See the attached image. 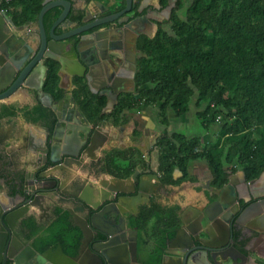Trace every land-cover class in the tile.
I'll return each instance as SVG.
<instances>
[{
    "label": "trees",
    "instance_id": "1",
    "mask_svg": "<svg viewBox=\"0 0 264 264\" xmlns=\"http://www.w3.org/2000/svg\"><path fill=\"white\" fill-rule=\"evenodd\" d=\"M43 2L1 0V6L21 26L37 20ZM168 2L161 0L163 7ZM115 4L110 13L125 8L126 0H115ZM139 6L140 0H134L135 15L146 12H139ZM61 12L62 8L56 7L46 13L47 31ZM82 17L74 11L70 14L73 20ZM158 25L154 37L142 34L138 39L134 91L120 94L108 115L103 113L107 97L92 92L87 81L77 77L73 97L80 109L90 122L112 118L122 124L129 120L128 111L158 107L159 122L165 126L157 142L158 171L164 185L192 180L190 165L195 161L208 166L214 188L224 187L229 170H243L248 181L259 178L264 172V0H177L169 19ZM45 64L48 71L43 90L59 101L64 97L61 65L54 59H47ZM191 110L204 134L168 132L170 112L180 118ZM17 112L15 105L0 107V117ZM26 114L36 121L46 120L50 130L57 123L55 113L41 104ZM213 125L218 129L213 130ZM101 163L102 171L127 178L145 160L139 148L128 147L111 149ZM179 209V205L152 202L135 220L141 251L146 238L155 241L147 254V261L152 260L149 263L161 261L167 240L181 226ZM32 229L30 235H36L35 224ZM46 232L49 238L35 241L39 251L60 244L65 253L77 255L83 234L68 212L60 211Z\"/></svg>",
    "mask_w": 264,
    "mask_h": 264
},
{
    "label": "water",
    "instance_id": "2",
    "mask_svg": "<svg viewBox=\"0 0 264 264\" xmlns=\"http://www.w3.org/2000/svg\"><path fill=\"white\" fill-rule=\"evenodd\" d=\"M133 3L134 0H126V6L122 10L98 17H95L97 15L93 14V10L89 6L82 13L85 23L77 27H70L72 24L70 14L75 8L73 0H44L37 18L35 46L16 35L11 27L17 28V26L13 19L6 12H3L0 15V101L8 100L21 89L33 86L44 94L40 96V101L55 112L58 120L56 126L59 129L55 130L54 135L60 134L61 123L64 119L70 120V117H66V111L63 110L65 101L60 99L58 102H53L51 95L44 93L45 80L40 83L33 80L34 74L42 71L45 78L48 68L44 62L47 59H54L61 65L59 72L68 71L72 75L85 77L91 90L95 93L97 91L94 88L98 87L99 84L95 81V77L100 75L102 84L100 87L103 88L100 95L107 97V107L117 103L120 93L127 92V90L121 78L122 74H117L116 71L118 69V65L116 66L118 55L110 52L111 49H118L121 45L114 41L113 31L116 29L111 28V26L107 27V25L116 21L122 23L125 18L124 15L132 11ZM169 3L172 5V0H169ZM95 4L100 5L99 8L105 12L106 7L102 3ZM56 7H61L62 12L50 30L47 31L44 23L45 15ZM96 10L99 11L98 8ZM168 11L171 12L170 7H168ZM129 24L126 23V28H118L116 33L121 36L122 33L128 32ZM68 27L70 28L68 29ZM60 28H63L64 31L59 32ZM112 56H114L113 63L109 62ZM131 58L132 73L130 76L133 91L135 89L136 57L133 55ZM101 75H104L103 79ZM118 82H121V86ZM84 119L86 125L83 127L70 125L72 137L78 143L75 147L66 145L61 149L59 143H52L51 148L42 147L39 149V162L35 165L37 171H41L49 164L54 166L51 170L47 169V171L38 174L37 178H34L33 170L26 168L22 180V189L19 187L15 189L17 185L15 180L13 184H8L11 188L8 191L10 203L5 204L0 201V235L2 237L0 239V258L2 253L7 255L8 252V256L4 257V261L1 258L0 264H6L8 259H12L14 264H18L17 258L15 259L14 256L15 249L10 244L12 236L18 226L31 216L32 207L40 206L41 211L47 212L49 208L44 207L43 202L47 197L53 198L54 195L57 197L55 205L67 210L71 215L73 224L78 226L83 233L78 254L76 256L68 255L60 244L56 249L50 247L46 252L39 253L31 240H24L23 242L28 244L23 252V255L25 253L27 255L24 258L28 257V260L37 255V264H119L117 259L108 253V247L115 245L118 252L121 246L124 248L122 256L125 261H121L120 264H142L138 260L137 252L138 232L137 230H129L128 234L125 232L126 223L123 216H120V212L126 214L131 209L138 211L139 205L149 202L151 194L160 188L161 184L152 183V180L160 181L159 175L150 174V170H148V173L141 176L143 169L140 168L126 179L112 177L103 181L88 182L80 176L74 182L71 191L65 190L63 181L59 182V180L49 178V175L55 171L66 174L72 173L69 168L74 164L79 166V169L83 168L87 160H98L100 158L98 152L108 149L104 144L109 138L105 128L98 125L93 130L87 119L85 117ZM80 129L82 136L79 135ZM46 130L49 132L48 128ZM2 143V139H0V144L2 145ZM49 152L51 153L48 157ZM156 164V162L152 164L151 170L154 172L158 171ZM241 176L245 185L244 192L236 184V176H230L224 188L218 190L219 200L213 203L216 207H220V203L224 205V196L228 197L230 203L234 204L232 209H229L230 215L232 211H238V201L242 199L244 194L253 195L248 192L247 183H253L254 180L246 181L244 171L241 172ZM263 176L264 172L258 179ZM50 183H53V186H49ZM251 189L253 188L251 187ZM49 191L52 193L50 194ZM117 196L119 197L116 202ZM260 202L264 203V199H261ZM253 205L246 208L247 215ZM100 206L102 210L99 211ZM224 207L228 206L224 205ZM210 208L211 206H208L203 212L197 210L198 217L193 224H189L185 217L186 212L182 214L183 223L174 238L168 240V248L164 250V256L158 264H223L226 261L220 250L224 249L227 241L225 237L229 238L230 236L229 229L226 224L225 234L222 235L225 236L224 241L215 236L212 226L213 220L209 213ZM93 210L99 212H93ZM110 213L116 214L117 219L110 220L108 217ZM93 229L103 231L108 239L94 243ZM21 234L24 235V232L21 231ZM116 235L117 238H114ZM128 235H132V237ZM231 250L232 259L236 260L239 257L245 261L246 257L239 250L235 247ZM115 260L116 262H114Z\"/></svg>",
    "mask_w": 264,
    "mask_h": 264
},
{
    "label": "crops",
    "instance_id": "3",
    "mask_svg": "<svg viewBox=\"0 0 264 264\" xmlns=\"http://www.w3.org/2000/svg\"><path fill=\"white\" fill-rule=\"evenodd\" d=\"M176 1L177 0H172V5L168 2V5L166 7H163L161 0H140V6H139L138 11L142 12L146 10V12L140 15H135L133 12H131L127 15L128 16L127 21H131L129 24L128 32H125L127 34L126 39H124L126 40L125 51L128 52V54L130 55L132 54L131 48L133 44L137 46V40H138L137 36L138 35L140 36L143 34L150 38L154 37V35L156 34L158 30V26H159L158 23L169 19L171 12L168 11V7H170L172 11L174 6L176 5ZM186 1H190V0H186ZM98 2L102 3L106 7L105 12L102 11V8H99L100 5L95 4ZM115 5H116L115 0H109V2H102L100 0H73V6H75L73 11L75 15L77 16V15L82 14L90 6L93 10L94 15L103 16V15L108 14L109 10L112 9ZM96 8H98L99 10L98 12ZM8 15L11 17L10 14ZM70 19L72 21V24L70 27H77L84 23L83 19H80V20H73L72 18ZM124 21H125L124 24H126V20ZM154 25L156 26L155 29L153 27ZM16 26L17 28H13L10 25V27L14 30L16 35L18 37H22L26 39L29 44H31L32 46H35L37 20L28 22L21 26H18V25ZM111 26L116 27V23L114 22L111 23ZM70 27H68V29ZM62 31H64V29L60 28L59 32H62ZM113 35L118 37V34L117 35L113 34ZM132 35H135L134 36L135 38L131 40V38H133ZM115 52L118 53V55L121 58V62H122V65L118 67L119 71H125L124 64L125 63L127 64V61H132V58L127 56L125 53H123L122 50L120 51L117 50ZM45 63L46 62H44V65H46ZM59 75H60V87L64 91V97L62 98L65 101L63 105V110L66 111V117L67 118L70 117V120L64 119V121L60 125L61 126L59 130L60 134L56 136L54 135V131L56 127L57 129H59L58 126H56L57 123L54 129L50 130L46 120L40 119L36 121L33 119V117L31 118V116H28L26 114L32 108L40 104L44 107L49 108L48 106L44 105L39 99L40 96L44 95L43 92L36 90L32 86V87L21 89L19 92H17L15 95H13L8 100L0 101V107L3 104H7V105H15L18 109V112L16 115H13V116L5 115V116L0 117V139H2V142H3L2 145L0 144L1 145L0 147H2L0 149V153H2V155L0 154L2 158V183L0 184L1 185L0 199L5 204L10 203L9 202L10 197L8 196V191H10L11 188L8 184L11 185V183H13V181L15 180V175H16L15 171L17 170L13 168L14 166L20 168L21 172H23L26 168L28 170L39 172L36 169L37 166H35L36 163L39 162V155H40L39 149L42 147L51 148L52 143L53 144L59 143L61 149H63V147H65L66 145L75 147L76 144L78 143H76V140L74 139V137H72V133L70 131V125H76L78 127H83L84 125H86L85 119H84V117L86 118V116L80 109L78 103L75 101L73 97V92L76 88L75 79L77 77L84 78L85 81H87V79L85 77L72 75L68 71L59 72ZM95 78H96L95 81L99 84H98V87H95L94 89H96L97 91L96 93L100 94V91L103 90V88L100 87L102 85L100 75H98V77L96 76ZM101 78L103 79L104 75H101ZM45 79L46 77L44 78L43 71L38 74H34V77H33V80L37 83H40L42 80H45ZM52 101L58 102L54 100L53 97H52ZM115 105L116 103L108 107L106 105V107L103 110V113H106L109 115V113L112 112ZM128 112H131V111H128ZM87 121L89 122L90 127H92L93 130L98 125H101L105 128V130L108 132L109 138L106 140L104 144H105V147H108V149L98 152L99 153L98 155L100 157L98 160H91V159L87 160L83 168L79 169V166L74 164L73 166L69 168L72 173H67V174L63 172L57 173L58 176L60 175L61 177L60 180L63 181L66 191H71L74 185V182L77 181L78 178H80V176L84 178L85 180H88V182H95V181H100V179H103L105 174L98 173L96 170L98 167H96V165L101 163V160L103 159L104 155L111 149H115V148L124 149L128 147H137L143 153L144 160H145V163L140 164L138 168H142L144 171V169L152 165L153 162L157 163L156 164L157 167L159 166V148L157 147V142L159 138L163 136V130L165 126H161V129L159 132L157 131L159 127L157 128L156 126H153L152 127L153 129H152L151 127H149V125L147 127L145 126L147 123L144 124L143 128H141L140 126L136 128V125L134 124L133 120H128L126 123H122V124H116L112 118H107L106 120H103L102 122H99V123L90 122L88 119ZM146 122H149L148 119H146ZM46 128L49 129V132H47ZM152 130H154L155 134L152 132ZM136 131L139 132L138 135L135 134ZM47 134H49V136H47ZM79 135L82 136L81 129L79 130ZM208 135L210 139L212 135L211 134H208ZM50 153L51 152L47 154L48 157L50 156ZM27 162H28V165H27ZM12 165L14 166L12 167ZM204 168H206L207 170L206 172H208L209 174L207 178L205 177L206 173H203V171H205ZM146 172L148 171L145 170V173ZM190 174L192 175V178L196 179V180L194 179L195 182L193 183V188L198 187L201 189V192L195 193L196 200H192V202H190L188 206H185L183 203L177 204V205L180 204L181 209H182V212H179L181 216L180 217L181 223H183L182 214L184 212H186L185 217L187 218V220H191L197 214V210L203 212L208 206H211V209L215 210V205L213 203L219 200L218 190L211 186L212 173L209 170L208 166L205 165V163L201 161H195L191 163ZM234 176H238L239 179L240 178L242 179L241 171H238V174L236 175L234 174ZM238 178H236V180ZM152 182H155V181L152 180ZM186 183L188 182L185 181L181 183L180 185H183ZM238 183L241 184L242 181L238 180ZM180 185H176V187ZM169 186H172L173 188L175 187L174 185H169ZM149 187H152V186H149ZM251 187L254 189V191L253 189H251V193L253 195L250 196L248 194H244L241 200L245 199V201L250 202L258 198H264V192H263L264 191V176L261 179H258L256 183L249 184L248 190H250ZM190 192H194V191L191 190ZM155 193H158V191ZM152 196L156 197V194ZM56 200H57V197L55 195L52 198V200H51V197L50 199L46 198L45 203L52 206V210L48 214H46V212L44 213L43 211L39 210V208H33V207L31 208L30 210L31 216L29 218H31L32 221L33 219L35 220L34 224L36 226L38 234L43 231H46L49 228V226L56 220L58 213L60 211H64L58 208V206L56 208V206L54 205V202ZM256 201L257 202L254 203V205H257V203L258 204L261 203L260 202L261 199L256 200ZM260 206L261 208L258 209L257 207V209L254 212H252L248 218L249 219H254V218L262 219L264 223V205L261 204ZM193 220H195V218ZM256 228L257 230H260L262 232L260 236L258 235V237L255 238L254 247H256L255 249L257 251L255 253L253 252L254 254H252V258L249 262L246 260V261H243L244 262L243 264H261L262 261H264V254H263L264 253L263 252L264 250V230L261 229V228H264V225L258 224L256 225ZM215 230L216 229H214L215 236L217 238H222L223 237L222 230L221 229L216 230V231ZM146 240L148 242L144 245L145 248L148 245V247H151L152 249L153 246L155 245L154 244L155 241L149 238H146ZM145 254H146V251L143 253L144 258L146 259L147 256Z\"/></svg>",
    "mask_w": 264,
    "mask_h": 264
},
{
    "label": "flooded vegetation",
    "instance_id": "4",
    "mask_svg": "<svg viewBox=\"0 0 264 264\" xmlns=\"http://www.w3.org/2000/svg\"><path fill=\"white\" fill-rule=\"evenodd\" d=\"M132 12V11H131ZM131 12H129V13H131ZM112 13H116V12H109L108 14H112ZM129 13H127V14H125L124 15V19L123 20H126V23H130L131 21H127V15L129 14ZM94 14V13H93ZM108 14H106V15H108ZM98 16H100V15H97V16H95V17H98ZM84 18V15H83V17H82V19ZM122 20V21H123ZM84 21V20H83ZM85 23V22H84ZM83 23V24H84ZM114 23H116V27H112L111 26V24H108L107 25V27L108 26H111V28H114V29H120L122 26H123V24L125 23L124 21L122 22V23H118L117 21L116 22H114ZM121 24V25H120ZM106 26V25H105ZM124 26H126V24L124 25ZM116 30H114L113 31V34H115V35H117L118 34V37H116V36H114L113 35V37H115V40L114 41H116L117 43H119L120 45H121V47H118V49H111V53H116L115 51H120V50H122V52L123 53H125L127 56H129V57H132L134 54H135V57H136V65H137V57H138V46H136V45H132V51H131V55L130 54H128V52H126L125 51V49H126V44H125V42H126V40H124V39H126V33L124 32V33H122L121 34V36H120V34L119 33H116L115 31ZM91 32V31H90ZM115 32V33H114ZM135 35H132V37L133 38H131V40L132 39H134L135 37H134ZM139 36V35H138ZM137 36V38L139 39V37ZM117 39H120V40H117ZM137 40V39H136ZM136 42V41H135ZM137 44H138V40H137ZM133 52H134V54H133ZM117 55H118V53H116ZM114 56H112V58H110L109 59V62H114V58H113ZM116 61H117V63H116V66H117V68L120 66V65H122V62H121V58H120V56L118 55V59H116ZM118 62H119V64H118ZM131 64H132V61H127V64L125 63L124 64V66H125V71H119V69H117L116 71H117V74L120 72L122 75H121V78L124 80V87L126 88V90H127V92H132V83H131V76H130V74L132 73V67H131ZM119 71V72H118ZM121 86V85H120ZM134 91V90H133ZM127 92H122V93H127ZM122 93H120V94H122ZM54 112V111H53ZM55 113V112H54ZM57 128V127H56ZM55 130H58V129H55ZM55 132V131H54ZM1 146V145H0ZM2 147H0V149H1ZM107 149V148H106ZM106 149H104V150H106ZM103 150V151H104ZM1 155H2V153H0ZM1 155H0V184L2 183V158H1ZM63 156H65V155H63ZM102 163H99L98 165H101ZM14 165H12V167H13ZM50 166V164L49 165H47L46 167H44L41 171H39V172H36V171H32V172H34V178H37V175L38 174H40L41 172H43V171H47V168ZM51 167H54V166H51ZM13 168H15L17 171H15V173H16V175H15V180H16V182H17V185L15 186V189L16 188H20V189H22V187H23V179H24V174H25V170L23 171V172H21L20 171V168H18V167H13ZM158 168H159V166H158ZM137 169H140V168H136L135 169V171L137 170ZM148 169L150 170V172L148 171ZM152 169V165H150L148 168H146V169H144V171H142L141 172V176H144L145 175V170H147L150 174L151 173H154V174H157V175H159V171H157V172H154L153 170H151ZM101 170V169H100ZM134 171V172H135ZM238 171H241V172H243V170H237L236 172H234V173H232L230 170H229V177L230 176H233L234 174L236 175V174H238ZM60 171H55V172H53L52 174H50L49 175V178L50 179H56V180H59V182H61V177H60V175L58 176L57 175V173H59ZM148 172H146V173H148ZM133 174V173H132ZM131 174V175H132ZM110 176V177H108V176ZM130 175V176H131ZM129 176V177H130ZM106 177H108V178H106ZM112 177H115V176H112V175H110V174H108V173H105V176H104V178L103 179H100V181H103V180H105V179H110V178H112ZM236 177H238V176H236ZM128 178V177H127ZM145 178V177H144ZM124 179H126V178H124ZM238 180H241V179H237V181ZM258 180V178L257 179H255L254 181L253 180H250V181H253V183H256V181ZM155 181V180H154ZM243 181V180H242ZM246 181H248L247 180V178H246ZM152 183H154V182H152ZM228 183V182H227ZM226 183V184H227ZM253 183H247L248 185H247V187L249 186V184H253ZM11 184H13V183H11ZM155 184V183H154ZM161 184V185H160ZM225 184V185H226ZM243 185L242 186H240V188L242 189V191L244 192L245 191V189H244V187H245V185H244V181H243V183H242ZM155 185H160L159 187V189L157 190L158 192H159V190H161L162 189V187H165V185L161 182V181H159L158 182V184H155ZM224 185V186H225ZM29 186H31V185H29ZM49 186H53V183H50L49 184ZM224 187H222L221 189H223ZM217 190H221V189H218V188H216ZM52 190V189H51ZM50 192V194L52 193V191H49ZM249 193L251 192V190H249L248 191ZM154 194H156V193H152L151 194V196H150V201L149 202H147V203H144L143 205H139V210L138 211H135V210H133V209H131V210H129L128 211V213H126V214H123V213H121L120 212V216H123V218L125 219V223H126V230H125V232L128 234V231L130 230V231H134V230H137V232L139 233V230H138V227L136 226V225H134V222H135V220L137 219V217L140 215V213H141V210H142V208L144 207V206H149V205H151V203L152 202H156L155 201V196H152V195H154ZM118 197L119 196H117V198L115 199V201L117 202V199H118ZM47 199H50V198H48L47 197ZM260 199H264V198H258V199H255L254 201H250V202H247V201H245V199L244 200H239L238 201V206H239V209H238V211L236 212V211H232L231 212V215L229 216L230 218H228V221H227V226H228V232H229V234H230V236H229V238H226L225 236V239L227 240L226 242H225V245H224V249H221L220 251L222 252V254H223V256L226 258V261L225 262H223V264H243L244 262H243V260L241 259V258H239L238 256V258H236V260L235 259H232V250H231V248H233V247H235L237 250H239L246 258H245V261L247 260L248 262L251 260V258H252V254H254L257 250L255 249L256 247H254L255 245H254V243H255V238H257L258 237V235L260 236V234L262 233L260 230H257V228H256V225H258V224H263L264 225V223H263V221H262V219H256V218H254V219H249L248 217V215H247V212H245V210H246V208H248L250 205H253L254 203H256L257 201L256 200H260ZM46 200V199H45ZM51 200H52V198H51ZM46 201H44L43 202V204H44V207H46V208H49L48 209V211L46 212V214H48L51 210H52V206L51 205H49V204H46L45 203ZM212 202H214V201H212ZM158 203V202H157ZM56 203L54 202V205H55ZM233 204V203H232ZM39 205V204H38ZM177 205V204H176ZM234 205V204H233ZM232 205V206H233ZM56 206V208H57V206L58 205H55ZM173 206H175V205H173ZM33 208H40V206H36V207H33ZM58 208H60V209H62V210H64V211H61V213H64V212H68L67 210H65L64 208H61L60 206H58ZM127 208V207H126ZM100 209H101V206L99 207V211H100ZM232 209V208H231ZM230 209V210H231ZM40 210V209H39ZM98 210H93V212H97ZM102 210V209H101ZM229 210V211H230ZM98 211V212H99ZM92 212V213H93ZM31 213V212H30ZM45 213V212H44ZM60 213V212H59ZM69 213V212H68ZM180 214V213H179ZM69 215H70V213H69ZM30 217V216H29ZM28 217V218H29ZM57 217H58V215H57ZM109 219L110 220H116L117 219V215L116 214H113V213H110L109 214ZM181 217V216H180ZM70 218H71V215H70ZM260 218V217H259ZM30 220H31V218H30ZM71 221H72V218H71ZM33 222L35 223V220L33 219ZM73 223V222H72ZM182 225V224H181ZM76 226V225H75ZM212 226H213V230L214 229H216V230H219V229H221L222 230V235L223 234H225V227L223 226V225H221V224H218V223H212ZM78 227V226H77ZM181 227V226H180ZM179 227V228H180ZM20 229H21V231H23L24 232V235H22L21 234V231H20ZM262 230H264V228H261ZM31 229L30 228H28L26 225H25V222H22V224L21 225H19L18 226V228H17V230H16V232H15V234L12 236V240H11V243L10 244H12V246H13V248L15 249V254H14V256H15V259L17 260V262H18V264H37V255H34V256H32V257H30V259H28L27 260V258H24V256L26 257L27 255H26V253H25V255H23V252L25 251V249L27 248V246H28V244L27 243H24L23 241L25 240V241H27V240H31L32 241V244H33V246H34V248L37 250V252H39V253H44V252H46V250L47 249H49L50 247H53L54 249H56V247L59 245H52V246H50V247H48L47 249H45L44 251H39L37 248H36V239L38 238V233L36 234V235H30V234H32L31 233V231H30ZM81 230V229H80ZM215 230V231H216ZM93 231H94V243L95 242H100V241H106L107 239H108V236L103 232V231H100V230H98V229H93ZM178 231V230H177ZM138 233H137V239H138V247H137V252H138V260H139V262L140 263H142V264H150L148 261H147V259H145L144 258V256H143V253L145 252V248L143 249V251H141V247H140V244H139V236H138ZM177 233V232H176ZM83 234V233H82ZM176 235V234H175ZM174 235V236H175ZM129 236V235H128ZM129 237H132V235H130ZM224 237H222L221 238V240H225L224 239ZM174 237H172V238H170V239H173ZM0 239H2V237H1V235H0ZM82 239H83V236H82ZM82 239H81V242H82ZM170 239H168V240H170ZM168 240H167V243H166V247L164 248V250L166 249V248H168L167 246H168ZM81 242H80V244H81ZM10 247V246H9ZM8 247V248H9ZM117 246H115V249H114V251L112 252V256L114 257V258H116L117 259V263H119L120 264V262L121 261H125V258L122 256L123 254H124V248L121 246V249H120V251L118 252V251H116V248ZM145 247V246H144ZM79 248H80V245H79ZM171 249H174V248H171ZM78 251H79V249H78ZM254 252V253H253ZM263 252H264V250H263ZM130 253V252H129ZM128 253V256L130 257V254ZM78 254V253H77ZM264 254V253H263ZM23 255V256H22ZM68 255H70V254H68ZM146 256H147V252H146V254H145ZM5 256H8V252H7V255L5 254V253H2V256H1V258H2V261H4V257ZM71 256H76V255H71ZM164 256V252H163V255L161 256V258ZM0 258V259H1ZM131 258V257H130ZM131 261V260H130ZM114 262H116V260L114 261ZM1 263V262H0ZM6 264H14V261L12 260V259H8V261H7V263Z\"/></svg>",
    "mask_w": 264,
    "mask_h": 264
},
{
    "label": "rangeland",
    "instance_id": "5",
    "mask_svg": "<svg viewBox=\"0 0 264 264\" xmlns=\"http://www.w3.org/2000/svg\"><path fill=\"white\" fill-rule=\"evenodd\" d=\"M124 25L125 24H123V26L121 28L126 27ZM153 27H154V29L156 28L155 25ZM158 111H159L158 107H146V108L140 109L137 112H135V111L128 112V116H129V120L134 121L136 128H138V126L143 128L144 124L147 123L145 125L146 127L148 125L151 128L153 126H156L157 128L159 127L157 129V131L160 132L161 126H163V125L159 122L160 116H159ZM172 115H173V113L170 112L171 123L168 127V132L179 131V132H184V133L189 134V135L204 134V133H202L203 129H202L201 123L197 119L195 112H193L192 110L188 114H186L185 116H181L180 118H175ZM146 119H148L149 122H146ZM217 127H218L217 125H213L212 128H213V130H217L218 129ZM152 132L154 133V130H152ZM211 138H213V136H211ZM101 166H102V164L101 165L97 164L96 167H98L99 169L97 168L96 170L98 173L105 174L106 172L102 171ZM196 168H197V166H196ZM204 170L205 171H203V173H206L205 177L207 178V176H209V174H208V172H206L207 171L206 168H204ZM194 179L195 178H192V180L187 181L188 183L180 185L178 187L175 186L173 188L172 186H169V185L162 187V189L159 190L158 193H156L155 201L162 204V205H165V206H173V205H176L178 203H183L185 206H188V204H190V202H192V200H196L195 193L201 192L200 188H198V187L193 188V183L196 180V179L195 180ZM158 182L159 181L155 180L154 183L158 184ZM191 190L194 192H190ZM0 201H1V199H0ZM179 212H182L181 205H180ZM23 222H25V225L30 229L34 227V222L32 220H30V218H26ZM30 231L32 232L33 229ZM47 235L48 234L46 231L39 233V235H38L39 239L38 240L39 241L46 240V238H49V237H47ZM150 249H151V247H148V245H147L145 248V251L147 252V254L151 253ZM150 261H152V260H150Z\"/></svg>",
    "mask_w": 264,
    "mask_h": 264
},
{
    "label": "bare ground",
    "instance_id": "6",
    "mask_svg": "<svg viewBox=\"0 0 264 264\" xmlns=\"http://www.w3.org/2000/svg\"><path fill=\"white\" fill-rule=\"evenodd\" d=\"M122 81H124L123 79H122ZM119 83V85H121V82H118ZM236 178H238V177H236ZM236 178H235V182H236V184H239L238 183V181L236 180ZM241 179V178H240ZM241 181H242V179H241ZM108 183H110V182H108ZM242 183H243V181H242ZM242 183L241 184H239V185H242ZM111 184V183H110ZM225 206H228V207H224V205H222V203H220L219 205H220V207H216L215 206V210H212L211 208H210V215H211V217H212V220H213V223H218V224H221V225H223L224 227L226 226V224H227V221H228V218H230L229 217V209L232 207V203H230V201H229V198L228 197H225L224 196V203H223ZM261 204H263L264 205V203H260V204H257V205H253V207H252V209H251V212H249V215L252 213V212H254L256 209H257V207H258V209L259 208H261ZM248 215V216H249ZM197 214L194 216V218H195V220H193L194 218H192L191 220H188V222H189V224H193V223H195V221L197 220ZM188 224V225H189ZM114 234L116 233V232H113ZM114 238H117V235L116 236H114ZM114 249H115V245H113V246H110V247H108V253H110V254H112V252L114 251Z\"/></svg>",
    "mask_w": 264,
    "mask_h": 264
},
{
    "label": "built area",
    "instance_id": "7",
    "mask_svg": "<svg viewBox=\"0 0 264 264\" xmlns=\"http://www.w3.org/2000/svg\"><path fill=\"white\" fill-rule=\"evenodd\" d=\"M3 12H5V10L3 9V7L1 6V0H0V15L3 13ZM47 169H52V167L51 166H49Z\"/></svg>",
    "mask_w": 264,
    "mask_h": 264
}]
</instances>
